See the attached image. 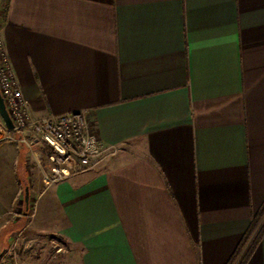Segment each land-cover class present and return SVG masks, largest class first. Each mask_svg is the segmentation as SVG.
<instances>
[{
	"label": "crops",
	"instance_id": "obj_1",
	"mask_svg": "<svg viewBox=\"0 0 264 264\" xmlns=\"http://www.w3.org/2000/svg\"><path fill=\"white\" fill-rule=\"evenodd\" d=\"M1 1L33 116L84 110L120 150L47 185L31 129L33 153L0 142V250L31 230L73 264H226L264 205V0Z\"/></svg>",
	"mask_w": 264,
	"mask_h": 264
},
{
	"label": "built area",
	"instance_id": "obj_2",
	"mask_svg": "<svg viewBox=\"0 0 264 264\" xmlns=\"http://www.w3.org/2000/svg\"><path fill=\"white\" fill-rule=\"evenodd\" d=\"M0 92L14 127L9 129L0 116L1 139L24 142L33 153L32 141L24 134L31 129L36 138L46 146L47 167L42 169L47 185L69 176L98 167L105 159L120 150L118 144H103L90 128L84 110L52 114L35 118L9 60L3 40L0 38ZM15 135H19L18 138ZM36 162L38 159L33 156Z\"/></svg>",
	"mask_w": 264,
	"mask_h": 264
},
{
	"label": "rangeland",
	"instance_id": "obj_3",
	"mask_svg": "<svg viewBox=\"0 0 264 264\" xmlns=\"http://www.w3.org/2000/svg\"><path fill=\"white\" fill-rule=\"evenodd\" d=\"M6 1L7 0L1 1L2 13L5 11ZM3 130L4 129L0 130V142L11 141L1 139L5 136ZM15 136L18 138V135ZM27 138L30 140L29 137ZM33 158V156L30 158V164L32 167L34 166L33 163L35 160ZM42 163L44 166H47L48 162L45 156ZM23 199L24 195H22V200ZM22 208L23 206L20 204L16 206L14 212L21 211ZM28 235H31V238L26 239L23 236L19 237L18 235H15L16 238L14 239V243L12 242V246L8 249L0 250V252H3L2 257L0 258V264H73L76 261V254L72 253L70 248L51 234L45 233L36 235V233L30 230Z\"/></svg>",
	"mask_w": 264,
	"mask_h": 264
},
{
	"label": "trees",
	"instance_id": "obj_4",
	"mask_svg": "<svg viewBox=\"0 0 264 264\" xmlns=\"http://www.w3.org/2000/svg\"><path fill=\"white\" fill-rule=\"evenodd\" d=\"M262 222L258 231L254 234V231L258 227L259 223ZM264 234V205L259 212L255 215L252 223L240 241L238 247L231 255L230 259L226 264H247L256 247L258 246L262 236Z\"/></svg>",
	"mask_w": 264,
	"mask_h": 264
},
{
	"label": "water",
	"instance_id": "obj_5",
	"mask_svg": "<svg viewBox=\"0 0 264 264\" xmlns=\"http://www.w3.org/2000/svg\"><path fill=\"white\" fill-rule=\"evenodd\" d=\"M0 116L2 117V119L4 120V122L6 123V126L9 128V129H12L14 127V124H13V121L9 115V112L7 110V107H6V104H5V101H4V98L0 92ZM26 200H28L29 198V189L28 187H26ZM3 255V252H0V258L2 257Z\"/></svg>",
	"mask_w": 264,
	"mask_h": 264
}]
</instances>
